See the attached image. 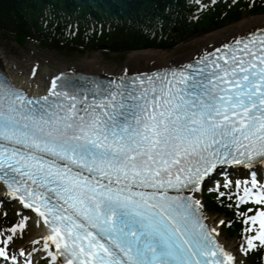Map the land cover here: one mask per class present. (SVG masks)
<instances>
[{
    "label": "snow or ice",
    "instance_id": "1",
    "mask_svg": "<svg viewBox=\"0 0 264 264\" xmlns=\"http://www.w3.org/2000/svg\"><path fill=\"white\" fill-rule=\"evenodd\" d=\"M222 164L264 166V29L96 84L90 100L66 79L35 99L0 78V181L49 225L51 264H238L184 194ZM251 183L245 254L264 246V185ZM23 227L0 233V264H34L14 251Z\"/></svg>",
    "mask_w": 264,
    "mask_h": 264
},
{
    "label": "trees",
    "instance_id": "2",
    "mask_svg": "<svg viewBox=\"0 0 264 264\" xmlns=\"http://www.w3.org/2000/svg\"><path fill=\"white\" fill-rule=\"evenodd\" d=\"M76 1V2H75ZM117 6L99 4L94 0L83 2L81 0H0V32L12 34L17 43H22L30 37H35L42 45L55 49L73 52L77 50L78 43L86 48L106 47L112 51H129L133 49L156 47L169 49L189 36L221 27L238 20L243 12L241 4L232 8L215 6L199 19L189 17L191 7L184 0H114ZM48 6L57 15L64 11L68 17L74 14L79 22V31L73 36L55 38L44 36L45 30L38 27L37 17L42 13V8ZM98 10H107L139 16V23L148 24L145 28L132 27L131 23L117 25L110 32L102 34H83L81 23L90 15L92 6ZM104 6V8H102ZM114 6V7H113ZM123 8L127 11L123 12ZM264 11V1L255 2L249 9L254 14ZM121 17L120 14H116ZM160 30V35H158ZM151 32H155L151 36ZM43 34L42 39L40 35ZM100 34V35H99ZM86 39V43H85Z\"/></svg>",
    "mask_w": 264,
    "mask_h": 264
},
{
    "label": "bare ground",
    "instance_id": "3",
    "mask_svg": "<svg viewBox=\"0 0 264 264\" xmlns=\"http://www.w3.org/2000/svg\"><path fill=\"white\" fill-rule=\"evenodd\" d=\"M261 28H264V14L247 16L239 20L237 23L209 31L201 37L192 39L190 44L193 47L189 52L176 54L175 51L167 52L157 49L133 50L128 54L122 64L113 67L102 64L101 58L97 55L86 57L78 62H68L66 64H60L53 62L50 59L43 58L39 67H36L34 71L30 72L29 67L27 68L23 64L18 65L17 63H14L17 61H14L11 57H7L3 50H0V65L6 72H8L14 83L36 93L39 91L40 87L50 81L51 70H59L61 67L102 75H117L126 72L125 70H127V73H134L148 71L158 67L181 65L224 43L232 42L236 38L245 36L248 33ZM43 64L49 66V72H47V75L45 76L42 75L41 72ZM29 75H35V79H29ZM206 216L207 221L212 223V226L219 230V219L212 214H206ZM26 227H28L27 229L30 230L32 234L28 244H30V242L34 243L35 240H38L36 238L40 237L41 233L30 220L26 222ZM220 240L228 251H232L235 247L234 242L226 241L222 234H220ZM236 258L240 260V255L236 254Z\"/></svg>",
    "mask_w": 264,
    "mask_h": 264
},
{
    "label": "rangeland",
    "instance_id": "4",
    "mask_svg": "<svg viewBox=\"0 0 264 264\" xmlns=\"http://www.w3.org/2000/svg\"><path fill=\"white\" fill-rule=\"evenodd\" d=\"M244 17H247V16H243V18ZM225 26H228V25H225ZM206 33L200 34L193 38L201 37ZM191 40L192 39L183 43L176 49H173L167 52L175 51L176 54H183V53L189 52L193 47L190 44ZM0 50L5 51V55L7 57L13 58L14 61H18L19 64L22 63L26 67L31 66L30 64L36 60L41 61L42 58L50 59L51 61L57 62L60 64H64V63L66 64L68 62H78L79 60H82L86 57H92L94 55H97L101 58L102 64L113 67V66H117L123 63L126 57L128 56V54L132 52V51H129V52H124V53H119V54H108V55L100 54L99 52H89L85 54L74 53L68 56L67 54H63L60 52L41 49L32 43H28L24 47L23 46L19 47L16 45L13 39L3 38V37H0Z\"/></svg>",
    "mask_w": 264,
    "mask_h": 264
}]
</instances>
